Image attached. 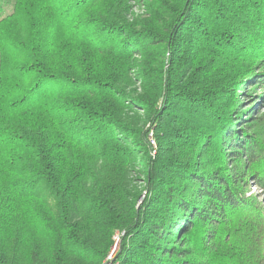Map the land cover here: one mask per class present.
<instances>
[{
    "label": "trees",
    "instance_id": "16d2710c",
    "mask_svg": "<svg viewBox=\"0 0 264 264\" xmlns=\"http://www.w3.org/2000/svg\"><path fill=\"white\" fill-rule=\"evenodd\" d=\"M133 1L0 0V264H264V0Z\"/></svg>",
    "mask_w": 264,
    "mask_h": 264
},
{
    "label": "rangeland",
    "instance_id": "374dc122",
    "mask_svg": "<svg viewBox=\"0 0 264 264\" xmlns=\"http://www.w3.org/2000/svg\"><path fill=\"white\" fill-rule=\"evenodd\" d=\"M132 4H133L132 5V9L130 10V13L128 14V18L130 20L137 19V18H142V17H147L149 15L147 4H146L145 0H141L140 2L133 1ZM253 98H254V95L252 97H247V96H244V93H241V99L243 101L242 106H243L244 109L249 110L248 112L244 113L243 120H246L247 116H248V113L253 112L259 106H260V108H259L260 110L264 109V107H263L264 103L261 104V102H259V100H256V102L254 104ZM150 139H151L152 143L154 144V146L156 147L157 146V142L155 141V138L153 137V134H150ZM154 153H155V151H154ZM132 173H133V175L131 176V178L133 180V181H131L132 186L133 185L142 186L143 185V180H141V179L134 180L135 178L138 177V175H136V173H134V172H132ZM252 191H256V187H253ZM143 198H144V194L141 197V200H140L141 202L143 201ZM121 245H122V240H121V243H120V248L116 252V254H117L116 257H115V260L117 262V263L115 262L116 264H120V259H118V255H119L120 250H121Z\"/></svg>",
    "mask_w": 264,
    "mask_h": 264
},
{
    "label": "built area",
    "instance_id": "2783aa9c",
    "mask_svg": "<svg viewBox=\"0 0 264 264\" xmlns=\"http://www.w3.org/2000/svg\"><path fill=\"white\" fill-rule=\"evenodd\" d=\"M123 235H124V232H116L114 234V236H113L114 243H113L109 253L107 254L103 264H116L117 263L115 260V257L117 255L116 252L120 248V243H121Z\"/></svg>",
    "mask_w": 264,
    "mask_h": 264
}]
</instances>
